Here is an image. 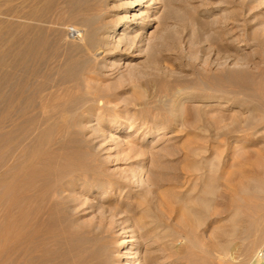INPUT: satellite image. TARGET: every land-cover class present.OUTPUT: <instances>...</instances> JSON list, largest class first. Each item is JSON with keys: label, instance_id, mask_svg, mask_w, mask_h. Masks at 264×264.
I'll return each mask as SVG.
<instances>
[{"label": "rangeland", "instance_id": "obj_1", "mask_svg": "<svg viewBox=\"0 0 264 264\" xmlns=\"http://www.w3.org/2000/svg\"><path fill=\"white\" fill-rule=\"evenodd\" d=\"M156 1L140 42L131 39L139 56H90L76 74L81 86L69 119L54 125L31 167L15 171L41 126L0 127V264L264 261V212L245 238L244 214L229 201L245 176L262 179L264 188V0ZM75 34L67 29L69 42ZM63 138L73 143L64 148ZM262 189L254 199L264 206ZM159 191L211 207L197 210L191 229L172 199L166 210ZM142 208L161 229L143 238L132 262L119 256V243ZM162 228L179 234L165 241Z\"/></svg>", "mask_w": 264, "mask_h": 264}, {"label": "bare ground", "instance_id": "obj_2", "mask_svg": "<svg viewBox=\"0 0 264 264\" xmlns=\"http://www.w3.org/2000/svg\"><path fill=\"white\" fill-rule=\"evenodd\" d=\"M157 2L156 0H0V103L3 105L0 112V127L4 128L8 122L11 123V126H16L17 123H23L25 120L31 121L36 125V128L41 126L35 137L33 136V140H31L32 138L31 142L28 140V143H33V146L24 163H17L15 171L19 172L24 168L31 167L35 159L38 158L37 153L39 152L42 156L40 150L45 152L46 147L44 146L49 140L52 129L57 126L56 124L65 123L67 119L65 111H67L69 103H74L71 101L76 99L79 86H81L79 85L80 80L78 79L79 82H77L75 76L79 74L84 65L91 62L90 56H94L95 59H103V57L112 54L129 53L126 58L140 55V45L131 39H137V42H140L143 29L147 26L145 21L148 14L157 8L153 6ZM137 19H139L138 22ZM69 27H73L76 31V38L72 42L67 39ZM120 30L124 32L120 33ZM90 75L87 76L88 81L93 80ZM87 85L89 86V84ZM10 86L13 91L11 94L5 95L3 89L7 87L11 89ZM72 122L75 127L84 124V122L82 124V120ZM20 127L18 126L19 129H21ZM11 130L13 131V128ZM4 135L6 136V134ZM59 143L63 146L67 141L63 138ZM67 144L71 145L69 142ZM30 145H27L26 149ZM261 180L251 176L243 177L232 188L233 195L229 198L230 203L236 206L235 212L244 214L243 225L241 224L242 228L240 227L239 233L246 236L245 238L250 233H254L262 221L260 218L263 214L262 211L264 212V206L259 204L260 202H256L260 201L256 197L263 188ZM210 184L208 185L210 186ZM166 190L168 189L164 191ZM208 190L209 193L212 192L211 189ZM158 193L164 199L166 210L170 211L168 202H171V199L177 204L178 211L175 210L176 208L173 211L179 212L178 219L190 228L197 222L195 220L197 210L202 208L206 211L210 206L206 199H197L195 195V197L184 198L169 191L163 192V195L160 191ZM198 197L200 196L198 195ZM237 213H235L236 216ZM145 217L146 210L144 208L137 213L134 212L133 223L122 231L131 234L122 238L119 243L122 249V253H119L120 257L123 254H128L129 256L126 258L132 259V262L136 261L139 258V245L142 244L143 238H150L155 233L159 234L161 228L156 232L159 227L150 225L148 218ZM165 228H162L161 231L164 240L168 237L177 238L179 232H170ZM189 233L191 234V232ZM219 237L221 239V236ZM238 238L240 239V237ZM214 239L218 240L219 238ZM133 245L134 250H132ZM221 249L219 248V250ZM177 258L170 260L169 263L176 264ZM163 261H165L164 258ZM252 264H264V261L257 258Z\"/></svg>", "mask_w": 264, "mask_h": 264}]
</instances>
